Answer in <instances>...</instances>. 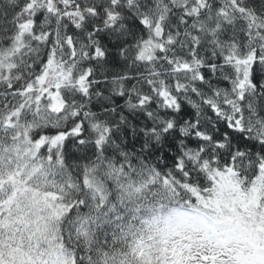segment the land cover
I'll return each mask as SVG.
<instances>
[{
  "label": "snow or ice",
  "instance_id": "snow-or-ice-1",
  "mask_svg": "<svg viewBox=\"0 0 264 264\" xmlns=\"http://www.w3.org/2000/svg\"><path fill=\"white\" fill-rule=\"evenodd\" d=\"M0 264H264V0H0Z\"/></svg>",
  "mask_w": 264,
  "mask_h": 264
}]
</instances>
